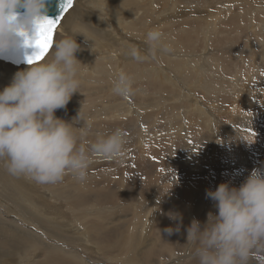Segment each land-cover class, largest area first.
<instances>
[{
  "label": "rangeland",
  "instance_id": "1",
  "mask_svg": "<svg viewBox=\"0 0 264 264\" xmlns=\"http://www.w3.org/2000/svg\"><path fill=\"white\" fill-rule=\"evenodd\" d=\"M132 1L134 3H138V0H132ZM162 1H165V0H162ZM223 3H225V4H223ZM213 5L216 7V11L213 10L215 12L214 14H213V11L210 12V13H212L211 16L209 15V13H207L208 15H205L203 13H201V14L199 13L200 15L199 14L197 15L195 12L192 13V16H194L193 19H195L196 21L199 20V22L201 24H204V26L200 27L197 30V34H195L196 36H194V44L193 45H195V47H193L191 44L190 48L187 47L188 49L184 48L181 51H184V53L187 52L188 54H190V52L193 53L191 56H194L196 59L195 61H197L199 63V66H198V64H196L197 67H201V68L203 67L206 69L209 68V65L205 64V63H208V60H210L212 58L217 59V57H220L221 55H223V52H226V51L228 52L229 49H230V51H233L232 52L233 57H236V55L239 53L238 55L241 56V59H243V60L245 59L247 61L246 62L247 64L244 65L242 62V63H240L241 65L239 64L238 66H236L232 60L230 61V63H228L225 60L228 59L230 56L226 55L225 57H222V59H221L222 63L219 64L220 68H219L218 72L220 71L222 74L220 72L217 73L219 76H221V77L223 76L222 78L225 81H227V82L232 81L233 83H229V84H226L225 86H221L211 93H207V92L203 93L199 89H196L193 86V84L190 82L189 87L192 88L190 90L189 88H187L186 82L185 81L183 82L182 79L180 80L178 75L176 76V70L175 69H174L173 73H169V71L167 69H164V68H169V67L164 66V68L160 67L161 69L155 68L158 75H159L158 79L155 78L154 76H152L148 71V94H144L142 91H140L138 89L137 97L136 98L134 97L135 98L134 100H131L133 95L130 96V99L128 98L126 100L122 99L116 95L113 97L109 96V98L103 97L101 94H99L97 89H105L106 95H109L110 93H112L111 92V87H112L111 79L114 78L115 75L111 74L110 75L111 77L106 78V82H100V80L102 81V77H98V75L91 76V74L86 71L87 66H89L88 68L94 66V64H90V62H88V63L85 62V57L87 56L89 58L88 51L91 48L89 47V44H86V42L83 41L82 35H77L75 37V39H76L77 43L80 44V46H81V51H79L77 53V59L80 60V62L83 65H85V68L83 69V71H85V72H82V75L85 74L87 79L81 78L82 84H81V87L79 89V90H81V91H79L80 94L79 93L74 94L72 99L68 103V106H71V107L73 104V108H76V105H78L79 107L76 108L77 111L74 110L75 111L74 112L72 109V111H68V113H66V114L64 113L65 115L64 114L59 115V116L57 115V118L63 119L66 122L67 121L72 122L73 119L77 117L78 111L81 109L82 105H84L82 108V113L84 112L82 114V117L84 116L83 118H84L85 125H89V124L91 125V128L88 130V133L94 134V133H96V131L97 132L99 131L98 129H101L97 125L100 124L102 121H104V122L107 121L104 119V118H106V116H103L105 111L114 110V108L116 107V106H111V104H121V105H119L121 110L126 109V108L128 110H130V112L126 113V114L131 115V116L133 114V117H138V119H137L138 123L136 124L135 127H129V125L127 123H125L123 125L122 129L123 130L125 129L124 131H125V133H127L126 136H127V139L129 142L126 145V151L124 154L125 157L123 156V159H121L122 162L119 165V168L121 166H123V168H124V166H125L128 169L129 167H131L132 163L135 164L137 159H138L137 155L136 156L133 155L131 160L127 159L126 156L131 154V152L132 153L135 151L139 152L143 148L144 144H148V163L150 164V163L155 162L154 163L155 169L153 171V176H154L153 178L156 180V181H153L151 178L148 180V182H153L154 185L159 186V188L163 187L162 192H160V195L164 194V197H166V196L167 197H175V200L179 201V202H180V200L178 198L182 199V196L184 193L181 192L180 190H173L172 192H170L169 190H167V188H165V186L162 185L163 177L170 176V175H172V173L178 174L179 172L177 170L182 171V160H185V159H183L180 155L177 154V153H181V152H179L180 150L177 147L178 143H179V145H181V144H185V142H186L187 146H189V144L191 143L189 141H196L198 139V137H201V135H200L201 131L203 133H205V132H207V130L210 129L211 124L209 125V121L211 119L213 120V118H214L213 116H215L214 121H216V123H217L215 126V127H217V129L223 128V129L230 130V128H232L233 130H235L234 128H236L235 131L237 132L239 125L241 123H243L241 121V118L246 116V113L240 112V111H242L240 109L244 107L243 106L244 104L247 105L250 103H257V101H258V103H260V101H262L261 104L263 106H262V108H261L262 110L260 112L264 113V80H263L264 79V73H263V71H264V68H263L264 67L263 66L264 59L261 56L262 52L264 51V48L260 47V46L264 45V0H227V1L223 0V2L216 0V2H213V4H211L209 6L211 8L213 7V9H214ZM155 9H157V6ZM226 9H231V10L226 11ZM232 9H233V11H232ZM119 10L120 9L118 7V4L113 2V0H82L79 7H74L73 12L71 13V18H74V20L77 19L80 22V26L87 24L89 28L93 29L92 30L93 32H97V30L104 29L103 32L101 33V36L105 39L103 41L104 44L98 52L101 55L106 56V57H110V53H113L114 57L117 56V59L114 60V58H112L111 60L103 61V63L104 64H106V63L112 64V66H114L115 68L117 67L116 69L118 70V72L121 70L126 72V70L123 67V64L126 63L127 65H132L134 60H129L128 62L122 60V58H125L127 56V51L129 50V47L123 43L128 44L130 47H133V46H135V43L145 42L144 38L139 39V37L140 36L146 37L147 33H144V31H142L139 28L138 29L139 31H137L136 34H138L140 36H138L137 38H134L131 34H129L127 31H125L124 34L129 39L126 37L124 39H122L120 37V35H118L115 31L110 30L109 26H111L113 23H115L116 19H119V17H118ZM222 10L226 11L227 14H231L233 12V14L236 15L235 18H229L228 15H226V12H225V14H223L221 16L220 14H221ZM202 11L203 10H199V12H202ZM218 13H220V14L218 15ZM172 16L180 18V21H182L184 23V25H186L182 28L183 33L185 31L184 28L185 29L187 28L186 30H188L187 32L189 33V35L190 34L192 35L191 29H189L187 24H186L188 16L184 15L181 17L178 14V12H173V11L168 10L166 3H164V2H162V4H160L158 6L157 14L155 15V17L148 14V18L145 20V23H144V30L148 29V31H149V30H151V28H153V29H159V30L164 31L165 29L168 28V34H170L169 38L173 42H174L175 38H177L176 40L180 44L183 42L182 41L183 36L179 35V34L176 35V33L178 32L177 29H173V30L171 29V27L173 26L172 24H174L173 22H175L174 17L172 18ZM141 17H142V15L141 16H135L134 18L138 19ZM211 17H213V18H211ZM168 23L171 26H168L167 25ZM207 24H210L211 26H207ZM204 28H206V29H204ZM82 30H84V29H82ZM208 30H209V32H212V34L211 33L208 34L209 33ZM170 32H173L174 35L171 34ZM77 33L82 34L81 31L77 28L72 30V34H77ZM255 33H257L259 36H257V34L255 35ZM184 34L186 35L187 33L185 32ZM99 37H100V35H99ZM55 38L56 37L54 36L53 40H55ZM209 43H212V44L210 45ZM196 45L198 46L197 48H196ZM204 48H206V50ZM185 49L187 51H185ZM197 49L199 50V52ZM219 49H220V51H219ZM252 49H254V50L252 51ZM188 50L190 52H188ZM211 50H212V52H211ZM193 51H195V52H193ZM204 52H205V54H204ZM184 53L182 52V55ZM187 53H186V55H187L186 57L188 58V56H190V55H188ZM233 53H234V55L235 54L236 55L234 56ZM95 55L98 56V53L95 52ZM212 56H217V57L214 58ZM148 60H151V59H148ZM253 61L257 62L258 63L257 65L260 67H258L255 64V62H253ZM149 63H151V62H149ZM3 64H6V63L0 62V90H2L5 86H7L11 82V80L14 76L13 71H15L16 68H18L16 66H13L10 64H6V65H3ZM213 64H215V63H213ZM213 64H210V65L212 66ZM222 64H223L224 69L222 67ZM112 66H108L109 69ZM226 66H229V67H226ZM6 67H9V69ZM27 67H29V66L24 65V67H22V68L25 69ZM240 67L241 68L244 67V70H243V68L241 69ZM151 68L152 67L150 65H148V70H150ZM229 68H230V70H229ZM232 68L235 70H233ZM250 68H252L255 71L253 73V75H254L253 79H251L250 75H249V72H250L249 70H251ZM140 69L141 68H138V70H140ZM226 69L228 70V73L225 71ZM238 69L240 70V73L236 74L235 72ZM20 70H23V69L19 68L18 71H20ZM197 70H198V68H193V67H187L186 68V72H188V75L190 76L192 81L195 78H197V73H196ZM10 71L13 72L12 75H11ZM136 71H137V69L127 68V73H129L130 75H132L134 77V81H135L134 87H137L136 84L138 85V87H140V86L144 87L147 83L143 79H140V78L136 79V77H135ZM161 71H163L165 73V76L167 75L169 77L168 78L169 80H172L173 83L176 84L175 87H173L172 84L171 85L167 84V87H166L167 93L166 94L158 92L159 87L156 86L160 82V80L162 78H164L163 76H161ZM111 72H113V71L111 70ZM1 73H2V75H1ZM214 74H216V73H214ZM203 79H204V77H203ZM210 80L212 81L211 77H210ZM95 81H98V82L96 83ZM150 85H152V86H150ZM228 92H230V93H228ZM195 93H196V95H195ZM258 93L260 95L257 96ZM183 94H185V95L182 96ZM230 95H231V97H230ZM203 96H206V97L202 98ZM206 98H207V100H206ZM239 98L242 100H240ZM225 99H229V100L232 99V101L227 100L230 103L232 102V105H230V103L225 104V102H224ZM198 100L202 101L203 103L198 101ZM180 101H181V103H180ZM219 101H221V102H219ZM196 102H197V105H196ZM222 102H224L223 105L221 104ZM233 102H234V104H233ZM131 103H133L134 106L139 111L138 115H137L138 112H135V110H134L135 108L133 109V107L131 106ZM199 104L202 106H200ZM85 105H87V107H89L90 109L89 108L87 109V107ZM187 105L190 106V108ZM195 105H196V107H195ZM231 106H232V108H231ZM91 107H93V108H91ZM210 107L214 108V109H211ZM255 107H256V105H255ZM195 108H196V110H195ZM197 108L203 109L204 112H206V113L208 112V113L207 114L203 113V115H199L198 112H196V111H199ZM207 109H208V111H207ZM216 110H217V112H221V113H215ZM255 110H256V108H255ZM255 110L249 111V113H247V114L248 115L251 114L250 116H252L253 119L258 124L261 123L263 125L264 124L263 123L264 122V114L260 115V117H259L258 115H255V114H257V112H256L257 110L256 111ZM94 111H96V112H94ZM209 111L210 112L214 111L213 113H211L212 114V116L210 115L211 117L208 116V114H210ZM58 112L59 113L62 112V109L58 110ZM93 112H94V114L96 113L97 115H93ZM158 112H159V114H158ZM237 112H240V113H237ZM70 113H71V115H69ZM147 113H148V115H147ZM153 113H154V115H150ZM253 113H255V114H253ZM56 114L57 113H55V115ZM234 115H236L237 117ZM150 116H154V117H152L153 120H151V122L149 121ZM230 116H231V118H230ZM232 116H234V117H232ZM240 116H241V118H240ZM129 117H127V118H129ZM147 117H149L148 122H150L148 124V127H147V125H145V122H144L145 118H147ZM154 118L155 119L157 118L156 119L157 121ZM228 119H230V120H228ZM234 121H236V122H234ZM238 121H239V123H238ZM108 122H109V120H108ZM153 122H155V123H153ZM196 123L199 126L198 127L200 129L199 132H198V128L196 126L197 125ZM154 124H156V126ZM95 125L98 128H96V127L92 128V126H95ZM153 125H154V128H153ZM193 125H194V127H193ZM75 126L76 127H79V126L82 127L83 122L81 121L80 123L76 124ZM260 126H258L259 129L264 127V126L263 127L262 126L260 127ZM253 128H254V130H257V127L253 126ZM151 129H152V131H151ZM176 132H177V134H176ZM153 133H154V135H152ZM77 134L79 135V133H77ZM136 134H138V135H136ZM87 135L83 136L82 138L87 137ZM156 135H159V136L157 137ZM139 138H142V141L141 140L139 141ZM147 139H148V141H147ZM184 140H185V142H184ZM204 141H206V142L208 141L206 146H207L208 150H211L209 140H204ZM83 143L87 146L90 142L84 141ZM262 144H264V143H262ZM244 146L246 149L247 145L244 144ZM245 149L238 154L229 155L226 160L231 162V163L226 164V166L220 167V169L218 171H214V169H215L214 167H212L209 170L208 169L209 165L207 164L205 167L207 173L210 174V172H213L210 174V175L213 174V176L210 177L209 180L210 181L215 180V177H217V175H219V174H222V175L225 174L227 176L229 174L230 176H232V175L236 176L235 174H238V172L246 173L248 170L252 171L254 168L263 167V162L260 161V163H258L256 161V159H262L263 158L262 154H260L261 150L257 149L255 152H252L250 150V153H248L245 151ZM247 149H251L249 147V145H248ZM184 150L187 151L189 149H184ZM263 150H264V146H263ZM127 152H129V153H127ZM207 152L209 153V151H207ZM208 153H206L205 157H203L204 161L200 162V163H203L202 165H205L204 162L210 163V161L208 160V158H209ZM198 156H200V155H198ZM93 162H94V164H93ZM93 162L89 167V169L91 168L92 171H90L91 169L90 170L88 169L89 174L90 173L92 174L93 172H95V174H96V176H98V178L106 179V180H104L103 183H105V182L110 183L111 180L114 178V175L112 176L110 174H106V175H108L106 177V175H104V172H102L104 169L99 168L98 172H97L96 167L98 168L102 164H105V163L109 164L110 162L112 163L113 161L98 159V160L93 161ZM124 163H126V164H124ZM113 164H115V163H113ZM122 164H124V165H122ZM134 164H132V168L135 167ZM191 164H193V163H191ZM117 165H118V163H117ZM191 166H193V165H191ZM163 167L165 168V171H163ZM202 168H204V166ZM101 169H103V170L101 171ZM195 169L199 170L200 165L197 166ZM99 170H100L101 174H100ZM190 170H193V169H190ZM251 171H249L248 174ZM195 172H197V171H195ZM180 177H181L180 175H178V177H177V175H175L172 178H174V180L176 179L175 181L178 180V182L181 183L179 181V179H181L182 177L181 178ZM64 179H67L66 182L62 181V182H59V183L54 184V185H38L35 182L31 181L30 179H26L23 177L18 178V177H13V176L9 175L6 171V169L4 168L3 163L0 162V264H25L26 260L31 262V259H32V261L35 260V262H37V263H39V262L42 263L45 261V259H47L49 257V255H52V253H54V254L60 253L64 257H67V258L72 257L73 260L78 259L75 261H79L81 259L80 262L83 263L85 261L83 264H87V263L88 264H124V263H121L120 261H113V262L105 263L104 261H106V258L101 257V254H98L96 252L94 253L92 250L88 249L87 244L86 245L83 244L84 242L79 243L78 241H76L79 239L80 236L83 238L81 233L84 232V229L81 227V222H77V221L73 222L72 223L73 224L72 229H69L72 226L71 224H70V227L68 225L67 226H62V225L58 226L56 224H58L59 222H57L55 220H52L53 222H51V221L49 222V220L47 218L51 219L50 217H44V216L36 215L35 211L30 206H28V203H32V202L35 205L37 203L44 204V205L47 204L50 208H52L51 211L55 210V208H61V207L65 206V209H63V213L72 214L67 207L68 204H66L65 202H61L62 199H59L60 198L59 193L62 191L67 192L70 183L72 181H74V179L71 176H65ZM81 185L83 187V184H81ZM102 187L103 188L100 187L101 188L100 190H102V191H107V190L111 189L109 185L107 187L105 185H102ZM181 188L183 191L182 186H181ZM165 190H167L168 192ZM28 194H30L33 199H29V198L24 199L27 203L22 202V197L25 196L27 198ZM177 196H178V198H177ZM156 197L157 196H155V199H156ZM168 200L169 199H166L165 201H168ZM83 204H84V202H82V204L80 206H84ZM59 205L60 206L62 205V206L59 207ZM54 206H56V207H54ZM87 206H89V208H93L94 210H96L98 212L97 214H94V213L91 214L94 218H108V217L113 216L114 214L116 215L115 216V218H116L117 214H118L117 212H112V211H111L112 212L111 213L108 210L105 213H101L107 208L108 205L104 206L102 208L99 207V204H94L93 206L88 204ZM89 208H87V209H89ZM87 209H84V210H87ZM68 210H69V212H67ZM149 212H151V211H149ZM85 214H87V215L84 217V219L91 217L89 211H85L83 213V216ZM151 214H152L151 217H153L152 220H155L157 215H155L154 211H152ZM166 219L168 222L172 220L169 217H166ZM188 219H189V223L191 224V221H190L191 216H188ZM65 220L69 221V217L67 216L65 218ZM79 220H80V218H79ZM167 221L165 223L166 225H168ZM119 224H118V222L115 221V222H113V225H111L109 228H113L114 226H118ZM145 225L148 226V232H149V228H150L149 225L150 224L145 223ZM147 226H146V228H147ZM162 232H163L162 238L165 241H168V242L172 241V242H170L171 244H174V242H176V241H180L179 238L177 236L175 238L174 235H173V237H171L172 239L170 240L169 238L172 235H170L167 238L166 232L164 230H162ZM78 235H80V236H78ZM180 242H182V241H180ZM186 243H187V241L185 238V240L182 243V246L186 247V251H188L190 249V246L187 245ZM180 249L182 250V251H180L181 253H176L175 255H172V254L170 255V253L167 250H165V253L161 252L160 256L163 254V255H165V257L162 255L164 258L161 256V258H159L161 260L158 263L159 264H190V263H193L195 261V259L193 258L192 255H190L186 251H183L182 247H180ZM191 252H192V250H191ZM167 254H169L170 257Z\"/></svg>",
  "mask_w": 264,
  "mask_h": 264
},
{
  "label": "bare ground",
  "instance_id": "2",
  "mask_svg": "<svg viewBox=\"0 0 264 264\" xmlns=\"http://www.w3.org/2000/svg\"><path fill=\"white\" fill-rule=\"evenodd\" d=\"M81 1L82 0H76L74 5L72 6L71 10H69L65 14L61 24L59 25L56 32L54 33V36L56 37L55 39H58V38L63 37L69 31H71V33H72V30L75 28L79 29L81 31V33L84 34L90 40V41L86 42L84 36H82L83 41L86 42V44H89V47L91 48L88 51L89 58L86 56L85 62L86 63L90 62V64H94V66L90 67V68H88L89 66H87L88 69L86 68V71L89 72L91 74V76L98 75V77H102V81L100 80V82H106V78L111 77L110 76L111 74L115 75L118 72V70L116 69L117 67L115 68L110 63L104 64L103 61H108V60H111L112 58H114V60H116L117 56L114 57L113 53H110V57H106V56L101 55L98 52L104 44L103 41L105 39L101 36V33L103 32L104 29L97 30V32H93L92 31L93 29L89 28L87 24L80 26V22L77 19L74 20V18H71V13L73 12L74 7H79ZM217 1L223 2V0H217ZM224 1H227V0H224ZM113 2L117 3L118 7L120 9L118 12L119 19H116V22L113 23L111 26H109V29L112 31H115L118 35H120V37L122 39H124L125 37L128 38L124 34L125 31H127L129 34H131L134 38H137L138 36H140V35L136 34V32L139 31L138 30L139 28L142 31H144V33H147L148 29L144 30L145 20L148 18V14L155 17V15L157 14L158 6L160 4H162V2L166 3L168 10L173 11V12H178V14L181 17L184 15L188 16L186 24H187L188 28L191 29L192 35L191 34L189 35V33L187 32L188 30H186L187 28L186 29L184 28V30H185L184 33L185 32L187 33L185 35L182 31L183 30L182 28L186 25H184V23L182 21H180V18H177L178 17L177 15H176L177 17L172 16V18L174 17L175 22L172 21L174 24H172L173 26L171 27V29L172 30L177 29L178 32L176 33V35L179 34V35L183 36V38H182L183 42L182 43L179 44L176 40L177 38H175L174 42L169 38L170 34H168V28L167 27H166L167 29H165L164 31L160 30V31H162V33L164 35L165 41L170 43L173 47V52L171 54L160 55L157 60H146L144 62L134 61L132 63V65H127L126 63L123 64V67L126 70V72H127V68L137 69V71L135 73L136 79L140 78V79H143L146 81L147 84L144 87H142V86L138 87L137 84H136L137 87H134L135 89H139L140 91H142L144 94H148V71L155 78L158 79V77H159L155 68L161 69L160 67L164 68V66L165 67L167 66L169 68H164V69H167L169 71V73H173L174 69H175L176 70V76L178 75L180 80L182 79L183 82L184 81L186 82L187 88H189L190 90L192 89L191 87H189V83L191 82L193 84V86L196 89H199L201 92L211 93L221 86H225L226 84L233 83L232 81H229V82L225 81L222 78L223 76L221 77L217 74L220 72V71L218 72V70L220 68L219 64L222 63L221 62L222 57L229 55L230 57L228 59H226V60L224 59V60L227 61L228 63H230V61L232 60L236 66H238L242 62L244 65L247 64L246 63L247 61L245 59L244 60L241 59V56L238 55L239 53L237 51L236 52L238 54L237 55L235 54L236 57H233L232 56L233 51H230V49H229L228 52L227 51L223 52V55H221L220 57L212 56L214 58L217 57V59L212 58V59L208 60V63H205V64L209 65V68L206 69L203 67L202 68L197 67L196 64H198V66H199V63L197 61H195L196 59L194 56H191L193 53H191L189 50H188V52H190V54H188L187 52L184 53V51H181L184 48H186V49H188L187 47L190 48L191 44L193 47H195V45H193L194 44V36H196L195 34H197V30L200 27L204 26V24H201L199 22V20L196 21L195 19H193L194 16H192V13L195 12L197 15L199 13L200 14L203 13L205 15H208L207 13H209V15L211 16L212 13H210V12H212L213 10L216 11V7L214 6L215 5L214 4L213 5L214 9H213V7L211 8L209 5L213 4V2H216V0H214V1L213 0H165V1H162V0H138V3H134L132 0H113ZM223 4H225V3H223ZM156 6H157V9H155ZM199 10H203V11L199 12ZM229 10H231V9H226V11H229ZM226 11L222 10L221 14L218 13V15L220 14L222 16L223 14H225ZM232 11H233V9H232ZM214 13L215 12L213 11V14ZM141 15H142L141 18H138V19L134 18L135 16H141ZM226 15H228L229 18H235V16H236L235 14H233V12L231 14H227V12H226ZM211 18H213V17H211ZM210 24H207V26L212 25V24L211 25ZM167 25L171 26L169 23ZM82 29H84V30H82ZM151 29H153V28H151ZM204 29H206V28H204ZM208 32H209V30H208ZM170 33L174 35L173 32H170ZM210 33L212 34V32H209L208 34H210ZM256 34L257 33H255V35ZM99 35H100V37H99ZM257 36H259V35L257 34ZM142 38L145 39L146 37H144V36L139 37V39H142ZM123 44L127 45L129 47V49L131 48L128 44H126V43H123ZM209 44L211 45L212 43H209ZM263 46H260V47L264 48ZM135 47L139 48L142 52H144L147 48V45L145 44V42H139V43H135ZM197 47L198 46L196 45V48ZM186 49H185V51H187ZM204 49L206 50V48H204ZM253 50L254 49H252V51ZM50 51H51V49L49 50V52L47 53V55L45 56L44 59L47 58ZM219 51H220V49H219ZM95 52L98 53V56L95 55ZM182 52L185 55L184 54L182 55ZM193 52H195V51H193ZM198 52H199V50H198ZM211 52H212V50H211ZM186 53L188 55H190V56H188V58L186 57L187 56ZM204 54H205V52H204ZM233 55H234V53H233ZM261 56L264 59V51L262 52ZM122 60L128 62L129 60H133V59H131L127 55L125 58H122ZM42 61H40V62H42ZM148 61L151 63H149ZM253 62H255V61H253ZM213 63H215V64H213ZM210 64H213V65L211 66ZM255 64L257 65L258 63L255 62ZM3 65H6V64H3ZM148 65H150L152 67L150 70H148ZM108 66H112V67H110V69H109ZM263 66H264V64H263ZM22 67H24V66L18 67V68H16V70L14 69L15 70V71H13L14 74L18 71L19 68L24 70V68H22ZM187 67L198 68V70L196 71L197 78H195L193 81L191 80L190 76L188 75V72H186ZM222 67H223V64H222ZM226 67H229V66H226ZM258 67H260V66H258ZM6 68L9 69V67H6ZM138 68H141V69L138 70ZM242 68L244 70V67H242ZM223 69H224V67H223ZM250 69L251 70H249L250 71L249 75H250V78L253 79L254 78L253 73L255 71L252 68H250ZM111 70L113 72H111ZM229 70H230V68H229ZM233 70H235V69H233ZM225 71L228 73L227 69ZM237 71L236 72L234 71V72L236 74L240 73L239 69ZM13 72L10 71L11 75ZM83 72H85V71H83ZM214 73H216L217 75ZM263 73H264V71H263ZM1 75H2V73H1ZM161 76H163L164 78H162L156 86L159 87L158 92L166 94L167 93V90H166L167 84H169V85L172 84L173 87H175L176 84L173 83L172 80H169L168 79L169 77L167 75L165 76V73L163 71H161ZM203 77H204V79H203ZM210 77L212 78V81L210 80ZM81 78L87 79L85 74H83L81 76ZM95 82L97 83L98 81H95ZM152 85H150V86H152ZM79 91H81V90H79ZM97 91L103 97L109 98V96H111V97L115 96L112 93H110L109 95H106L105 89H97ZM228 93H230V92H228ZM137 94H138V90L135 92V94L133 95L131 100H134L137 97ZM184 95L185 94H183L182 96H184ZM195 95H196V93H195ZM258 95H260V94L258 93L257 96ZM205 97L206 96H203L202 98H205ZM230 97H231V95H230ZM207 98H206V100H207ZM129 99H130V97H129ZM227 100H229V99L224 100L225 104L230 103L229 102L230 100L232 101V99H230L229 101H227ZM240 100H242V99H240ZM198 101H200V100H198ZM200 102H202V101H200ZM219 102H221V101H219ZM224 102H222L221 104L223 105ZM180 103H181V101H180ZM261 103H262V101H260V103H258V101H257V103H250L247 105L246 104L243 105L244 107L240 109V110H242L240 112L246 113V116H244L242 118L240 116L241 121L243 123H241L239 125L237 132L235 131L236 128H234L235 130H233L232 128H230V130L223 129V128L217 129V127H215L217 123H216V121H214L215 116H213L214 117L213 120L211 119L212 121L211 120H210L211 122L209 121V125L211 124V127L209 129L210 131L207 130V132H205V133H203L201 131V134H200L201 137H198V139L196 141H189V142H191L189 144V146H187L185 140H184L185 144L179 145V143H178L177 147L180 150L179 152H181V153H177V154L180 155L183 159H185V160H182V171L183 172L180 170H177L179 172L178 174L172 173V175H170V176L163 177L162 185L165 186V188H167V190H169L170 192H172L173 190H180L181 192H183L184 194L182 196V199L178 198V196H177V198L180 200V202L176 201L175 197H167V196L164 197V194L160 195V192H162L163 187L159 188V186H155L153 182H148V180L151 178L153 181H156L153 178L154 177L153 171L155 169V165H154L155 162L150 163V164L148 163V144L143 143L144 144L143 148L142 149L140 148L141 150L139 152L138 151H135L136 153L131 152V154L126 156L127 159L131 160L133 155H135V156L137 155L138 159H137L136 163L135 164L132 163L135 165V167L132 168V164L130 163L131 167H129L128 169L125 166H124V168H123V166H121L122 168L121 167L119 168V165L121 164L122 160L120 162H118V165H117V162L113 161L112 163L110 162L109 164L108 163L102 164L98 168L96 167L97 172H98L99 168H103L104 170L101 169V171L103 170L102 172H104V175H106V174H110L112 176L114 175V178L112 179L113 181L111 180L110 183H106V182L103 183L104 180H106V179L98 178V176H96L95 172H93L92 174L91 173L89 174V172H88V176H87L86 181L78 182V181L74 180L70 183L67 192H65V191L60 192L59 193V196H60L59 199H62L61 202H65L66 204H68L67 207L72 214L63 213V209H65V206L61 207L62 205L61 206L59 205V207H61V208H55V210H53V211H51L52 208H50L47 204L44 205V204L37 203L35 205L32 202V203H28V206H30L35 211L36 215L44 216V217H50L51 219L47 218L49 220V222L50 221L53 222L52 220L59 222L58 224H56L58 226H60V225L67 226L68 225L70 227V224H71L72 226L69 229H72L73 228V224H72L73 222H75V221L81 222V227L84 229V232L81 234H82L84 239L80 235H78L80 237L76 241H78L79 243L84 242L83 244L84 245L87 244L88 249L92 250L94 253L96 252L98 254H101V257L106 258V261H104L105 263L113 262V261H120L121 263H124V264H159L158 262L161 260L159 258H161V256L163 255L162 254L160 256V254H161V252L165 253V250H167L170 253V255L171 254L175 255L176 253H181L180 251H182V250L180 249V247H182L183 251H186V247H183L182 243L185 240V238L187 237L186 229L188 226H190L188 216H191L190 221H192L193 219H196V220L200 221L201 224L203 225L207 220V214L209 212H213V213L216 212V209L214 207V202L211 199L207 198L206 192L209 190L215 191L217 186L221 183H229L231 186L239 187L240 184L248 176V172L251 171V170H248L246 173L238 172V174H235L236 176H233V175L230 176L229 174H228V176L225 174H223V175L219 174V175H217V177H215V180L210 181L209 178L213 176V174L212 175H210V174L213 172H210V174L207 173L206 168H205L207 164L209 165V168H208L209 170L212 167H214L215 168L214 171H218L220 169V167L226 166V164L231 163V162L226 160L229 155H234V154H238V153L242 152L245 149L244 144H246L247 148H248V145L251 148V149H247V148L245 149V151L248 153H250V150L252 152H255L257 149L261 150L260 154H262L263 158L262 159H256L255 158V159L258 163H260V161L263 162V167H264V150H263L264 144H262V143H264V127H263L264 124L263 125L261 123L258 124L253 119V117L250 116L251 114L250 115L247 114V113H249V111H253L256 108L257 111L256 110L255 111L257 112V114H255V113H253V114L258 115L259 117H260V115H263L264 113L260 112L262 110L261 108L263 106ZM233 104H234V102H233ZM119 105H121V104H111V106H116L114 108V110L105 111L103 116H106V118H104V119L107 121L104 122L101 120L102 122L97 125L101 128V129H98L99 130L98 132H107V131L114 130L116 128L122 129L123 125L125 123H127L129 125V127H135L136 126V124L138 123L137 122L138 117H133V114H132V116L126 114V113H129L130 110H128L127 108L121 110ZM196 105H197V102H196ZM196 105H195V107H196ZM230 105H232V102L230 103ZM255 105H256V107H255ZM85 106L87 107V105H85ZM131 106L133 107V109L135 108L134 110H135V112H138L137 113V115H138L139 111L137 110V108L134 106L133 103H131ZM200 106H202V105H200ZM77 107H79V106L76 105V108ZM188 107L190 108V106H188ZM76 108H73V104H72V107L67 105L66 109H62V112L59 113L58 110L56 111V113H57L56 117H57V115L59 116V115H62L64 113L66 114V113H68V111H72V109H73V111L74 110L77 111ZM88 108L89 107H87V109ZM91 108H93V107H91ZM231 108H232V106H231ZM211 109H214V108H211ZM195 110H196V108H195ZM198 110L199 111H196V112H198L199 115H203V113H205V114L208 113V112L207 113L204 112L203 109H198ZM207 111H208V109H207ZM210 111H209L210 114H208V116H210V115L212 116L211 113L214 112V111L213 112H210ZM94 112H96V111H94ZM94 112H93V115H97L96 113L94 114ZM240 112H237V113H240ZM215 113H221V112H217V110H216ZM158 114H159V112H158ZM69 115H71V113ZM147 115H148V113H147ZM150 115H154V113L150 114ZM126 116L127 117L130 116V117L127 118ZM234 116H236V115H234ZM234 116H232V117H234ZM152 117H154V116H150V118L149 117L145 118L144 122H145V125H147V127H148V124L151 122V120H153ZM148 118L150 119L149 120L150 122H148ZM230 118H231V116H230ZM108 120H109V122H108ZM228 120H230V119H228ZM234 122H236V121H234ZM153 123H155V122H153ZM238 123H239V121H238ZM154 125L156 126V124H154ZM154 125H153V128H154ZM260 125L263 128L259 129L258 126H260ZM97 126L96 125L92 126V128H94V127L98 128ZM196 126H197V128L199 127L198 124ZM253 126L257 127V130H254ZM193 127H194V125H193ZM152 129H151V131H152ZM199 131H200V129L198 128V132ZM176 134H177V132H176ZM136 135H138V134H136ZM152 135H154V133ZM156 136L158 137L159 135H156ZM94 137H95V133L94 134L88 133L87 137L81 139V143H83L84 141L93 142L95 140ZM140 140L142 141V138H139V141ZM204 140H209L211 150H208V148L206 146L208 141L206 142ZM147 141H148V139H147ZM184 149H189V150L186 151ZM207 151H209V153ZM127 153H129V152H127ZM206 153L209 154L208 160L210 161V163L204 162L205 165H202L203 163H200V162L204 161L203 157H205ZM198 155H200V156H198ZM122 159H123V157H122ZM94 161H96V160H94ZM113 163H115V164H113ZM191 163H193V164H191ZM93 164H94V162H93ZM124 164H126V163H124ZM124 164H122V165H124ZM198 164L200 165L199 170L195 169L197 166H199ZM191 165H193V166H191ZM203 166H204V168H202ZM190 169H193V170H190ZM90 171H92V169ZM163 171H165L164 167H163ZM195 171H197V172H195ZM99 172H100V170H99ZM100 174H101V172H100ZM175 175H177V177H178V175H180L182 177V178L180 177L181 179H179V181L181 183H179L178 180L175 181L176 179L174 180V178H172ZM107 176L108 175H106V177ZM66 180L67 179H63V182H66ZM81 184H83V187ZM102 185H105L106 187L109 185L111 189H109L107 191H102V190H100L101 188L104 187V186L102 187ZM181 186L183 187V191H182ZM167 190H165V191H167ZM155 196H157L156 199H155ZM28 198L33 199L32 196L30 194H28L27 198L25 196L22 197V202H26L24 199H28ZM166 199H169V200L165 201ZM82 202H84V204H83L84 206H80L82 204ZM88 204H90L92 206L94 204H99L100 208L108 205L107 208L101 213H105L107 210L110 212L111 211L117 212L118 213L117 217L115 218L116 215L114 214L113 216L108 217V218H94L91 214L92 213L97 214L98 212L96 210H94L93 208H89V206H87ZM54 207H56V206H54ZM87 208H89V209H87ZM84 209H87V210H84ZM69 210L67 212H69ZM85 211L90 212V216H91L90 218L88 217L87 219H84V217L87 215V214H85L83 216V213ZM149 211H151V212L154 211L155 215H157L155 220H152L153 217H151L152 214ZM169 213L180 214V216L182 217V227L180 228L179 232H174L173 234H171L172 236H170L166 233L167 234L166 237L168 238L170 236L169 239L171 240L172 239L171 237H173V235H174L175 238L177 236L179 238V240L182 242L176 241V242H174V244H171L170 242H172V241L168 242L162 238L163 237L162 230H164L168 227L175 228L176 224H177V221H174V220H171L169 222L167 221L166 217H169V215H168ZM66 215L69 217V221L65 220V218L67 217ZM79 218H80V220H79ZM115 221L118 222V224L119 223L120 224L118 226H114L113 228H109L111 225H113V222H115ZM166 221L168 222V225L165 224ZM144 222L150 224L149 225L150 226L149 232H148V226L145 225ZM146 226H147V228H146ZM191 250H192V248L190 246V249L186 252H188L190 255H192ZM167 255H169V254H167ZM170 255H169V257H170ZM163 256L165 257V255H163ZM75 260H78V259H75ZM75 260H73L72 257L71 258L64 257L60 253H56V254L52 253V255H49V257L47 259H45V261L42 263H40V262L37 263V262H35V260L32 261V259H31V262L26 260L25 264H83L85 262V261L83 263L80 262L81 259L79 261H75ZM190 264H196V261H194L193 263H190Z\"/></svg>",
  "mask_w": 264,
  "mask_h": 264
},
{
  "label": "clouds",
  "instance_id": "3",
  "mask_svg": "<svg viewBox=\"0 0 264 264\" xmlns=\"http://www.w3.org/2000/svg\"><path fill=\"white\" fill-rule=\"evenodd\" d=\"M49 0H0V55L31 46L41 33V26L51 20ZM67 32L52 40L51 51L42 62L25 63L11 82L0 90V162L13 177L30 179L38 185H54L71 176L84 182L88 169L97 159L120 162L128 143L121 128L96 132L87 146L81 143L91 125H85L82 108L72 122L57 118V110L66 109L82 84L85 68L77 53L75 37ZM142 52L133 46L127 55L136 62L157 60L171 54L173 47L162 31L151 29ZM93 48V47H92ZM134 77L121 70L111 79V92L128 99L138 89ZM83 122L82 127L75 125ZM79 133V135L77 134ZM216 212H209L202 225L193 219L187 227V245L196 264H264V167L254 168L239 187L221 183L207 191ZM176 227L164 231L179 232L182 217L169 213Z\"/></svg>",
  "mask_w": 264,
  "mask_h": 264
},
{
  "label": "water",
  "instance_id": "4",
  "mask_svg": "<svg viewBox=\"0 0 264 264\" xmlns=\"http://www.w3.org/2000/svg\"><path fill=\"white\" fill-rule=\"evenodd\" d=\"M75 2H76V0H73L72 5L69 8H67V10L65 12H63L64 0H49L48 16L52 19H56V18L60 17L58 24H57V28L61 24L65 14L72 8V6L74 5ZM57 28L54 30V33L56 32ZM54 33H53V36H54ZM50 49H51V46L49 47L47 53L49 52ZM35 51L36 50L32 49V48H25V49H21V50H12L6 54L0 55V62L10 64V65H13L16 67H21V66L27 65L25 63V57L28 55L34 54ZM47 53H46V55H47ZM45 56L41 60H39V62L44 60Z\"/></svg>",
  "mask_w": 264,
  "mask_h": 264
},
{
  "label": "snow or ice",
  "instance_id": "5",
  "mask_svg": "<svg viewBox=\"0 0 264 264\" xmlns=\"http://www.w3.org/2000/svg\"><path fill=\"white\" fill-rule=\"evenodd\" d=\"M73 0H64L63 12L72 5ZM60 17L56 19L47 20L41 26V33L39 38L31 45L38 49L32 56L28 57L29 63H34L41 60L47 53L53 40L54 30L57 28V24Z\"/></svg>",
  "mask_w": 264,
  "mask_h": 264
}]
</instances>
